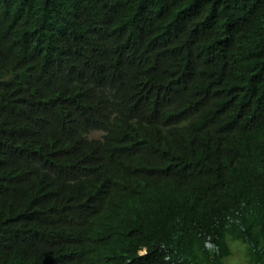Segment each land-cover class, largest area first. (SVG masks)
<instances>
[{
	"label": "trees",
	"instance_id": "obj_1",
	"mask_svg": "<svg viewBox=\"0 0 264 264\" xmlns=\"http://www.w3.org/2000/svg\"><path fill=\"white\" fill-rule=\"evenodd\" d=\"M232 241L264 264V0H0V264Z\"/></svg>",
	"mask_w": 264,
	"mask_h": 264
},
{
	"label": "rangeland",
	"instance_id": "obj_2",
	"mask_svg": "<svg viewBox=\"0 0 264 264\" xmlns=\"http://www.w3.org/2000/svg\"><path fill=\"white\" fill-rule=\"evenodd\" d=\"M95 136H99L98 132L94 133ZM232 256L226 260V264H245L246 249L245 246L237 241L231 242Z\"/></svg>",
	"mask_w": 264,
	"mask_h": 264
}]
</instances>
